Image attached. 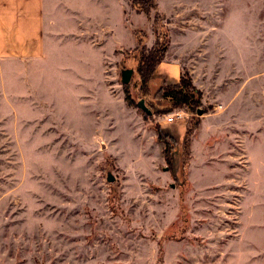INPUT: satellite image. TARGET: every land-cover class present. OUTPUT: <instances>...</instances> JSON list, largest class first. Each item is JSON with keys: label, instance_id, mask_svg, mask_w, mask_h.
Returning <instances> with one entry per match:
<instances>
[{"label": "rangeland", "instance_id": "rangeland-1", "mask_svg": "<svg viewBox=\"0 0 264 264\" xmlns=\"http://www.w3.org/2000/svg\"><path fill=\"white\" fill-rule=\"evenodd\" d=\"M131 1L54 0L45 57L0 60V264H264V0H148V15ZM99 2L131 34L97 62ZM163 49L201 114L142 84ZM246 77L247 109L213 103L217 78L228 97Z\"/></svg>", "mask_w": 264, "mask_h": 264}, {"label": "crops", "instance_id": "crops-1", "mask_svg": "<svg viewBox=\"0 0 264 264\" xmlns=\"http://www.w3.org/2000/svg\"><path fill=\"white\" fill-rule=\"evenodd\" d=\"M54 7V0H52V3L51 0H0V60L28 59L35 60L36 62L41 61V59H43L46 55L44 38V32L46 29L45 12L48 11L50 15L53 14ZM122 9L119 4L106 5L99 2L97 9H95V11L91 10L90 12L96 17L98 15H102L105 19H108L110 21L109 24H111L108 31L105 30L101 32L103 38H105V34L110 33L104 40H102V44L100 46L101 49L95 45H93V47H89L91 51L96 53L95 58H97V62H99L102 55L106 56V53H109L110 49L120 47V42H114L112 37L116 34L119 35L120 33H122V36H125V31L121 32L122 29L128 31V33L131 31L130 24H125V15L122 14L124 9ZM112 12H118V16L116 18L109 17L108 15ZM87 15H89V11ZM210 19L212 20V15L210 16ZM216 30L217 28L214 29V31ZM129 34H131V32ZM212 36L218 35L211 34L209 32L208 37L210 38ZM229 42L228 47L230 48V51L234 50L236 54L240 53L242 57V37L239 42L235 40ZM122 43H124L123 40ZM218 45H221L220 42ZM218 45L216 44L215 47ZM107 50L108 52H106ZM91 51H88L87 53H90ZM81 57L82 59H85L83 55H81ZM180 75V60L175 57H169L166 52L163 54L162 60L157 64L151 81L158 82L156 84L175 83L179 81ZM239 79H243L241 78V75ZM247 81V77L245 80L240 81L239 94L237 93V89V92L234 93V95L222 97L219 92L220 88H217L219 83L217 78L213 84L216 89L213 90V95L211 96L213 103L216 105L217 103L222 104L225 108H227L230 107L231 102L233 101L232 97L237 96V98L241 100V106L244 105L247 109L248 91L245 90L243 93V89H245L244 86ZM192 82H194L197 85V88L200 89V86L196 83L194 77H192ZM156 84L154 83V85ZM218 100L220 101L218 102Z\"/></svg>", "mask_w": 264, "mask_h": 264}, {"label": "trees", "instance_id": "trees-1", "mask_svg": "<svg viewBox=\"0 0 264 264\" xmlns=\"http://www.w3.org/2000/svg\"><path fill=\"white\" fill-rule=\"evenodd\" d=\"M147 1L148 0H141V1L132 0L131 4L134 7L137 6L140 11H142L148 15L149 10H148ZM164 52H165V50L163 49V51L161 53H159L160 57H158V56L156 57V60L153 63V65H151L152 66L151 68L145 69V67H144V69H143V68L138 67V73L140 74V79L142 81V84H144V85L146 84V86H147V82L150 79L151 75L154 73V70H155L157 64L162 60ZM147 60H149V58ZM151 61H152V58H151ZM123 85H125V84H123ZM158 93L160 94V96L162 98L167 99L174 104H184L187 106V108L189 110L196 111V113H197V109H199L198 107L201 104V92L196 86H194V84L192 82V78L187 72L184 74L181 73L178 82L170 83V84L162 83L161 86L159 87ZM125 99L128 100V94L126 91H125ZM185 133L188 137V134L191 133V130L187 129V131ZM185 133L183 136V140L185 138ZM157 138H158L159 142L163 143V145H164V148H163L164 158L166 159L167 162H169L170 157L167 154L168 150H166V145L168 143L167 139L168 138L173 139V136L172 135L171 136L170 135L165 136L162 134L161 129H157ZM186 140H187V138H186Z\"/></svg>", "mask_w": 264, "mask_h": 264}, {"label": "water", "instance_id": "water-1", "mask_svg": "<svg viewBox=\"0 0 264 264\" xmlns=\"http://www.w3.org/2000/svg\"><path fill=\"white\" fill-rule=\"evenodd\" d=\"M132 69L131 68H125V69H122L121 72H120V79H121V83L122 84H127L130 80V77H131V74H132ZM137 106L142 109L146 114L150 115L151 114V111L150 109L145 105L144 103V100L143 99H140L138 102H137ZM198 114H201V110L198 109L197 111ZM106 180L108 182H111L114 180V176L112 175V173L109 171L107 172V175H106Z\"/></svg>", "mask_w": 264, "mask_h": 264}, {"label": "built area", "instance_id": "built-area-1", "mask_svg": "<svg viewBox=\"0 0 264 264\" xmlns=\"http://www.w3.org/2000/svg\"><path fill=\"white\" fill-rule=\"evenodd\" d=\"M177 116H179V113L177 114ZM166 121H167V122H171V121H173V116H167V117H166Z\"/></svg>", "mask_w": 264, "mask_h": 264}]
</instances>
